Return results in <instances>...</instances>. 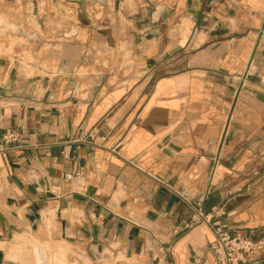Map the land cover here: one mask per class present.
Segmentation results:
<instances>
[{
	"label": "crops",
	"instance_id": "0c3cea01",
	"mask_svg": "<svg viewBox=\"0 0 264 264\" xmlns=\"http://www.w3.org/2000/svg\"><path fill=\"white\" fill-rule=\"evenodd\" d=\"M0 19V264H219L216 224L264 237V0Z\"/></svg>",
	"mask_w": 264,
	"mask_h": 264
},
{
	"label": "built area",
	"instance_id": "2783aa9c",
	"mask_svg": "<svg viewBox=\"0 0 264 264\" xmlns=\"http://www.w3.org/2000/svg\"><path fill=\"white\" fill-rule=\"evenodd\" d=\"M119 6H124V0H118ZM17 140L14 132L8 131L4 136V144ZM195 209V222L209 221L203 208L198 205ZM215 239L211 245L215 261L219 264H240L246 257L264 254V237L257 240L251 237L232 235L224 225L216 224Z\"/></svg>",
	"mask_w": 264,
	"mask_h": 264
},
{
	"label": "rangeland",
	"instance_id": "374dc122",
	"mask_svg": "<svg viewBox=\"0 0 264 264\" xmlns=\"http://www.w3.org/2000/svg\"><path fill=\"white\" fill-rule=\"evenodd\" d=\"M2 23H3V21L0 19V25H2ZM12 35H13V33L11 30L6 29V28H0V42L4 43L8 40V38H10L11 42H13Z\"/></svg>",
	"mask_w": 264,
	"mask_h": 264
}]
</instances>
